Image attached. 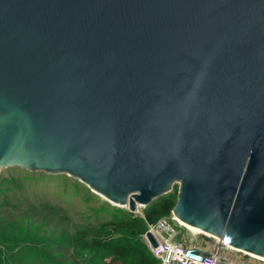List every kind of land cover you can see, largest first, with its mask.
Segmentation results:
<instances>
[{
	"label": "water",
	"instance_id": "1",
	"mask_svg": "<svg viewBox=\"0 0 264 264\" xmlns=\"http://www.w3.org/2000/svg\"><path fill=\"white\" fill-rule=\"evenodd\" d=\"M12 167L264 259V0H0Z\"/></svg>",
	"mask_w": 264,
	"mask_h": 264
},
{
	"label": "trees",
	"instance_id": "2",
	"mask_svg": "<svg viewBox=\"0 0 264 264\" xmlns=\"http://www.w3.org/2000/svg\"><path fill=\"white\" fill-rule=\"evenodd\" d=\"M176 197L174 186L170 193L142 208L141 215L101 205L92 209L93 215L106 210L108 221L88 223L69 235L62 230L55 236L54 231L47 233L43 228L59 212L49 204L39 206L43 210L40 224L0 219V264H159L141 236L148 225L171 216ZM176 240L181 241L178 233Z\"/></svg>",
	"mask_w": 264,
	"mask_h": 264
},
{
	"label": "rangeland",
	"instance_id": "3",
	"mask_svg": "<svg viewBox=\"0 0 264 264\" xmlns=\"http://www.w3.org/2000/svg\"><path fill=\"white\" fill-rule=\"evenodd\" d=\"M42 204H49L50 208L59 210L47 225L43 226L47 233L54 231L55 236L62 230L69 235L75 228L88 223L108 221L110 215L106 210L96 215L92 212V209L104 204L107 210L119 208L128 212L126 208L109 203L78 180L64 174L30 172L13 167L0 171V219L19 224H40L43 220V210L39 206ZM141 210L142 208H139L137 214L141 215ZM174 225L181 228L182 231L178 234L181 242L188 247L210 251L220 244L215 238L192 233L177 219H174ZM238 252L230 251L235 264H240L238 258L242 253Z\"/></svg>",
	"mask_w": 264,
	"mask_h": 264
},
{
	"label": "built area",
	"instance_id": "4",
	"mask_svg": "<svg viewBox=\"0 0 264 264\" xmlns=\"http://www.w3.org/2000/svg\"><path fill=\"white\" fill-rule=\"evenodd\" d=\"M171 221H174L172 215L169 218H161L156 223L148 225L147 231L141 236L151 255L159 261V264H235L231 258L230 251L232 250L225 245L219 244L215 249L211 248L210 251H206L198 247H188L181 241H177L178 232ZM147 232L152 235L156 246L152 247L149 244L146 238ZM238 259L240 264H264L263 261L245 253H242Z\"/></svg>",
	"mask_w": 264,
	"mask_h": 264
},
{
	"label": "bare ground",
	"instance_id": "5",
	"mask_svg": "<svg viewBox=\"0 0 264 264\" xmlns=\"http://www.w3.org/2000/svg\"><path fill=\"white\" fill-rule=\"evenodd\" d=\"M173 219H176V218H173ZM180 222V221H179ZM180 223H182V222H180ZM183 224V223H182ZM189 231H191L192 233H201V234H204V235H206V236H209V235H207V234H205V233H203V232H201L200 230H198V229H196V228H193V227H190V226H188V225H185V224H183ZM209 237H211V236H209ZM213 238V237H212ZM217 240V239H216ZM229 250H232V251H234V249H232V248H228ZM237 250H235V252H236ZM246 254V253H245ZM248 255V254H247ZM251 257H253V258H256V259H259V260H263L264 261V259L263 258H260V257H256V256H252V255H250Z\"/></svg>",
	"mask_w": 264,
	"mask_h": 264
}]
</instances>
